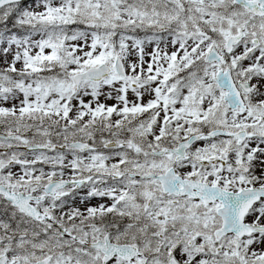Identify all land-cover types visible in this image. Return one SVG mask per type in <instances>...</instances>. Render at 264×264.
<instances>
[{
  "label": "snow or ice",
  "instance_id": "obj_1",
  "mask_svg": "<svg viewBox=\"0 0 264 264\" xmlns=\"http://www.w3.org/2000/svg\"><path fill=\"white\" fill-rule=\"evenodd\" d=\"M0 264H264V0H0Z\"/></svg>",
  "mask_w": 264,
  "mask_h": 264
}]
</instances>
